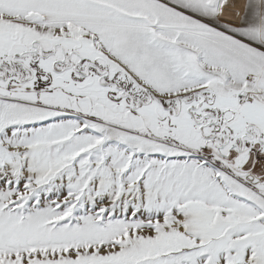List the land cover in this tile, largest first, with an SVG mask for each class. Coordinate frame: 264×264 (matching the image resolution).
Segmentation results:
<instances>
[{"label":"snow or ice","instance_id":"1","mask_svg":"<svg viewBox=\"0 0 264 264\" xmlns=\"http://www.w3.org/2000/svg\"><path fill=\"white\" fill-rule=\"evenodd\" d=\"M0 264H264V0H0Z\"/></svg>","mask_w":264,"mask_h":264}]
</instances>
